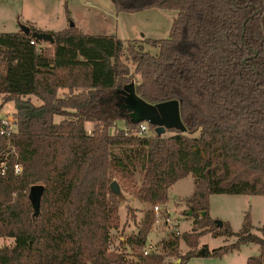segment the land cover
Listing matches in <instances>:
<instances>
[{
  "label": "trees",
  "instance_id": "1",
  "mask_svg": "<svg viewBox=\"0 0 264 264\" xmlns=\"http://www.w3.org/2000/svg\"><path fill=\"white\" fill-rule=\"evenodd\" d=\"M113 3L117 13L178 11L168 38H145L157 54L75 25L49 32L53 42L22 31L0 34V111L15 102L10 143L18 154H9L0 174V238L14 239L0 247V264H163L181 238L191 247L182 261L196 255L199 236L174 232L161 244L165 254L140 252L132 260L112 250L113 231L121 227L114 180L155 206L169 201L176 182L193 176L186 201L194 225L211 222L213 194L264 195V0ZM133 82L151 103L178 99L187 132L164 136L149 124L153 134H136L124 94ZM7 146L0 136V163ZM16 162L21 175L14 173ZM36 184L45 186L39 207L30 197ZM153 223L151 209L127 237L132 250L143 249ZM260 232L246 212L239 232L229 222L213 231L237 241L205 254L257 244L259 255L248 264H264V226Z\"/></svg>",
  "mask_w": 264,
  "mask_h": 264
},
{
  "label": "rangeland",
  "instance_id": "2",
  "mask_svg": "<svg viewBox=\"0 0 264 264\" xmlns=\"http://www.w3.org/2000/svg\"><path fill=\"white\" fill-rule=\"evenodd\" d=\"M178 14L173 9H149L141 12H120L117 13L113 0H0V34L22 31V26L30 28H44L51 30H63L71 27L72 24L86 34H117L124 41L135 42L142 45L145 50L157 54L158 48L148 45L145 38L156 39L168 38L174 19ZM130 66L134 68L131 63ZM36 104L40 100L33 98ZM128 106V102L125 101ZM15 102L5 103L0 111V116L5 117L9 112H15ZM124 127V122L119 123ZM92 124H88V131H92ZM148 134H153L149 132ZM165 132L164 136H170ZM121 187L120 195V216L121 227L113 231V244L111 249L116 252H123L128 258L138 260V253L129 246L121 243L128 236L134 234L140 228V224L148 210L153 209L150 203H143L133 196L126 188ZM195 187L194 177L188 176L176 182L169 190L170 204H159L164 206L172 218L177 220L181 235L185 233L198 237L196 255L182 261V257L191 249L184 238L179 241L175 254L169 252L165 256L163 264H248V259L259 255L257 244H242L239 248L233 249L223 255H203L200 252L210 251L222 246L233 244L237 236L214 235L218 221L229 222L234 232L242 228L244 215L251 213L253 232L261 235L260 228L264 226V195H231L213 194L210 196L209 217L211 222L204 226L207 221L194 225L195 217L187 204L188 197L193 193ZM129 208L132 210L129 212ZM204 217L203 213L200 218ZM163 232L154 227L151 229L147 243H158V250L162 251L160 242ZM150 237V238H149ZM14 244L12 238H0V247ZM165 254V252H163Z\"/></svg>",
  "mask_w": 264,
  "mask_h": 264
},
{
  "label": "water",
  "instance_id": "3",
  "mask_svg": "<svg viewBox=\"0 0 264 264\" xmlns=\"http://www.w3.org/2000/svg\"><path fill=\"white\" fill-rule=\"evenodd\" d=\"M74 25L72 24V26ZM21 30L26 34H32L39 40L54 41L53 35L49 32H32L28 26H22ZM124 94L128 102L127 110L132 123L147 122L156 126L159 134H163L167 130L187 132L188 129L182 120L180 101L178 99L151 103L138 95L134 82L124 88ZM110 187L115 194L121 193V187L116 180L110 184ZM44 191L45 186L43 184L33 185L30 189L31 200L37 207L40 205ZM205 214L203 212V216ZM223 223V221L217 222L219 227H222ZM200 253L205 255L206 251L202 250Z\"/></svg>",
  "mask_w": 264,
  "mask_h": 264
},
{
  "label": "built area",
  "instance_id": "4",
  "mask_svg": "<svg viewBox=\"0 0 264 264\" xmlns=\"http://www.w3.org/2000/svg\"><path fill=\"white\" fill-rule=\"evenodd\" d=\"M34 43L35 41H32V44ZM16 132H17V122L15 117V112H9L5 117L0 116V136L8 140L7 148L10 150L5 154V161H2L0 163L1 175H4L7 170V158L9 154L12 153L18 156L16 148L10 143L12 137ZM148 132H149V124L147 122L139 123L136 134L144 135L147 134ZM13 170L16 175H21L23 173V165L21 163L16 162L13 166ZM153 210H154L153 227L155 230L159 228L164 235L163 238H161L160 242H162L163 239L166 240L170 232H174L176 233V235H181L180 227L177 220L171 217L170 213L164 206L157 204L153 206ZM143 253L145 255H150L153 253L159 254L161 253V251L158 250V243L156 244L146 243V245L143 247Z\"/></svg>",
  "mask_w": 264,
  "mask_h": 264
},
{
  "label": "crops",
  "instance_id": "5",
  "mask_svg": "<svg viewBox=\"0 0 264 264\" xmlns=\"http://www.w3.org/2000/svg\"><path fill=\"white\" fill-rule=\"evenodd\" d=\"M38 30H41L42 32H52V31H57V30H51V29H48L47 27H44V28H39ZM59 31V30H58ZM115 35H117V34H115ZM118 36V35H117ZM119 37V36H118ZM121 39H123L122 37H120ZM249 196H255V195H249ZM170 200V199H169ZM140 201V200H139ZM140 203H141V201H140ZM147 202H143V203H141V205H143V204H146ZM167 204H170V201H168L167 202ZM138 231H139V229H138ZM137 231V232H138ZM137 232H135V233H137ZM150 238V237H149ZM119 239H121L122 241H121V243H125L124 245H127V246H129L128 244H127V242H126V240H125V242H123L124 241V237H120ZM148 240H150V239H148ZM130 247V246H129ZM130 249H131V247H130ZM91 264V263H90Z\"/></svg>",
  "mask_w": 264,
  "mask_h": 264
}]
</instances>
